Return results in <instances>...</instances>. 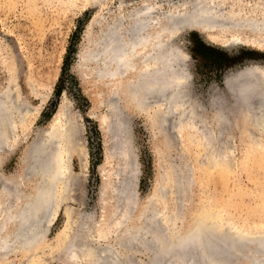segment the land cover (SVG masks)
<instances>
[{"label":"rangeland","instance_id":"374dc122","mask_svg":"<svg viewBox=\"0 0 264 264\" xmlns=\"http://www.w3.org/2000/svg\"><path fill=\"white\" fill-rule=\"evenodd\" d=\"M189 1L0 0V99L6 104L8 114L6 119L0 120V186L19 183L23 194L35 191L34 182L39 184L41 180L32 168L28 169L30 150L42 137L41 133L48 136L58 125L55 114L63 97L80 128L79 153L69 160V170L65 168L71 177L69 186L60 183L62 175L59 170L56 178L48 176L49 180L57 179L55 182L59 184L51 201L53 204H49L51 213L45 237L32 249L17 248L0 256V264H102L103 259L96 262L94 258L83 257V251L93 252L92 256L97 253L99 256L101 252L103 256V251L117 240L114 227L121 217L119 213L123 202L119 192L112 190L114 186H119L118 182L125 175H116L109 182L102 181L99 169L102 167L108 171L111 167H120L123 157L124 167L127 168L126 163H131L129 153L133 155L135 169L132 170L129 165L127 169L131 170L127 173L133 171L130 182L136 193L128 227L135 232L142 224L138 223L141 214L149 215L151 209L158 210L159 217L156 219L164 217L160 219L163 224L158 219L157 223H152L165 226V233L151 230V234L144 237L145 241L130 237V242L127 240L128 249H124L129 256L132 254L129 261L149 264L154 257H167L160 251L153 257L154 252L147 250L149 245L160 246L163 234L178 237L179 233L183 236L196 232L202 236V241L197 240L200 245L194 241L190 247H197L200 260L197 264H201L209 257L215 259V255H219L211 250L216 247L210 246L212 242L222 241L225 246L228 245L226 233L253 236L264 232V117L258 126L249 122L247 112L238 106L227 83L248 68L260 67L264 70V49L242 45L227 47L213 43L214 37L210 34L186 28L178 37L184 52H181V65L184 64L189 75L185 88L191 105L203 117H196L195 124L187 119L186 112H182L187 119L182 124L180 110L191 107L187 108L188 104L178 105L179 111L167 119L173 121L171 134L166 133L169 129L168 122H165L164 127L168 131L164 135V131H158L155 122L157 109L151 108L149 112L140 110L120 89L119 106L122 108L119 107V110L125 118L126 130L117 129L115 132L110 126L103 132L101 130L100 125H106L111 117L113 108L110 107L109 97L118 84L109 85L108 79L102 78L104 73L94 78L91 71L93 63L89 65L91 67L80 64L88 39L100 33L113 17L124 16L132 8L151 2L157 4L159 10H167L173 3L180 9L185 8ZM261 79V89L264 90V79ZM129 88L131 86L127 91ZM15 102L18 103V110L13 107ZM221 102L230 122L225 125L218 155L217 135L212 138L204 134L203 124L197 120L204 118L208 121L204 128L215 132L216 126L209 121ZM254 115L260 117L257 113ZM113 132L118 134V140H115ZM126 139L130 145H126ZM122 143L126 146L122 147ZM113 152L118 153L114 156ZM109 155L111 159L114 156L110 163L111 159H107ZM116 213L118 215L114 216ZM171 214L175 223L173 231L166 225L170 223ZM205 227H208L210 235H215L214 240L208 233L205 239V234H202ZM248 245L255 247V244ZM79 256L83 258L78 259ZM177 263L182 264L181 261ZM251 263L250 255L238 254L230 261V264Z\"/></svg>","mask_w":264,"mask_h":264},{"label":"bare ground","instance_id":"6f19581e","mask_svg":"<svg viewBox=\"0 0 264 264\" xmlns=\"http://www.w3.org/2000/svg\"><path fill=\"white\" fill-rule=\"evenodd\" d=\"M186 5L187 6H184L185 8L179 9V5L173 3L167 10H159L157 4L151 2L146 3V5L130 9L129 12H127L124 16L119 15L116 16V18L113 17L111 22L105 25L100 33L93 35L90 39H88V45L80 56V64L83 63V66L88 67L93 63L92 67L94 68H91V71L93 72L92 74L94 75V78L95 76L97 78L101 73L104 72V77L102 78H107L109 85L113 87V85L118 84L115 90L113 88L112 95L109 97V104L110 107L113 108V111L110 110V112L112 111V114L109 120L107 119L106 125H100L102 132L105 131L107 126H110L109 128L115 132L117 129H120L121 131L126 130L124 123L125 118L122 116L121 110H119L120 97L118 94L120 89L126 92L129 100L136 107L140 108V110L149 112V109L151 108L157 109V116L156 114L154 115V117L156 116L155 122L158 125V131H164V133L162 132L164 135L165 131H168V129L169 131L166 133L171 134L170 130L173 128V121L167 119H170L168 118L169 116L174 117L176 111H179L178 105L181 107V105L185 106L188 104L187 108L191 107L189 109L184 107V110L181 109L182 111L180 110V112H186L188 116L187 119H191V121H194L195 124L196 117H203L201 114H199L200 112H196L197 110H195L194 105H191L190 100L188 99L189 93L185 88V81L188 80L189 75L188 72H186V68L181 65L182 62L180 60L183 59L182 53L184 52L181 51V40L178 38L180 37V32H183L184 29H199L201 32L213 36V43L225 45L227 47L242 45L254 47L259 50L264 49L263 1L259 0L255 2H246L244 0H190ZM127 73L128 77L126 79L125 76ZM237 74L232 77L230 81H228V79L227 83H229L231 92L238 101V106L244 108L247 112L246 116L248 117V121L251 123H257L258 126L264 117L262 115L264 112V90L261 89V78L264 79V70L260 67H251L246 71L239 73V75ZM118 81L119 83H117ZM128 86H131V89L129 88L127 91ZM263 86L262 88H264ZM17 104L18 103L15 102L13 106L15 107V110L19 109V106H16ZM5 106L6 104L2 99H0V120L3 118L6 119L5 117L8 115ZM224 106L225 105L223 102H221L216 112L212 114L209 121V124L213 123L216 126L215 132H213L211 129L207 130L209 128H204L207 127V120L204 118H198L197 120V122H201L203 124L204 134L211 137L217 135L218 155L221 152L220 147L223 143V132L225 131V125L229 121L227 120L229 117L226 119L227 112L225 111L226 109ZM254 113H257L260 117L254 115ZM180 114H178V116ZM74 116L75 114L71 112L65 98L63 97L55 114V117L58 118V125L54 127V130L52 129V132L47 134L48 136H44L45 134L41 133L42 137L36 140L34 146L31 143L33 147L30 150L31 162L30 165L28 162V165L30 166L28 169L30 170L32 168L34 174L38 175L41 180H39V184L34 182L33 190L35 191L32 190L33 193L31 192L27 195L23 194L19 183H7L0 186V256L4 254L6 255L10 251L17 248L20 250L32 249V247L40 239L45 237L47 223L49 221L48 216L51 213L49 208H51V205L53 204L51 201L54 200L56 185L58 183L55 182L57 179L52 181V179H48V176H51V178H56V172L59 170L62 175L60 183H63V185H68L71 178L70 175L66 173V169L70 168L68 167L69 160L74 155L79 153L78 146L80 145V128ZM182 117L183 119L180 120L181 123L184 121L187 122L184 114L181 116V118ZM108 122H110L109 125ZM165 122H168V129L166 126L164 127ZM55 125L56 124H54V126ZM115 132H113L112 135L116 140L118 134ZM114 137H112V139ZM125 142L126 145H130L128 139H126ZM123 145L126 146L122 143V147ZM115 153L114 156H116ZM110 155L107 157L108 160L111 159L109 158ZM114 156L112 157L113 160ZM129 157L131 158V163L128 164L130 161L127 162L126 166L129 168L130 165L133 170L135 169V167L133 168L134 165L132 163L134 160L133 155L129 153ZM112 159L108 161V163H110ZM122 159V162H120L121 164L119 163L121 166L119 167V165H117L116 167H119L118 169L114 168L115 166L111 167L110 170L107 168L108 171L102 167L99 169L102 176V181L105 180L109 182V180H111L116 175H125L123 179L121 178V180L118 182L119 186H114L112 190L113 192L120 191V197L122 198L121 201L123 202V209L119 213L121 217L114 227V233L117 235V240L113 242V244H110L107 250L103 251L105 255L102 256V253L98 250L99 256L98 253L95 256H98L99 258H95L94 255L92 256L91 254L93 252L90 254L83 251V257H89V260L94 258L93 261L96 262H98L100 259H103L104 261L102 264H128L127 262H130L129 264H139L137 261L128 260L132 254L130 253L131 256H129L128 253L124 251V249H128L127 240L131 237L132 239H138L139 241H142L145 236L151 234V230L154 232H159V234L165 233V226L161 227L157 226L159 224L155 225L158 219H156V217H159L157 216L158 210L151 209L149 211V208V215L142 216L141 214V219L138 220V223L142 222V224L137 226L138 229L136 231L133 230L135 232L130 231L132 228L128 227V223L133 216L132 213L135 207L134 203L136 192L130 182L133 171L128 172L129 174L127 173V171H130L131 169L128 170L124 167V157ZM68 170L69 169H67V171ZM173 170L174 169H172V171ZM175 180L176 179H174V181ZM176 181H179V179ZM177 199L179 200V198ZM50 203L51 205L49 207ZM117 213L114 214V216L118 215ZM163 218L164 217L160 216L158 219L160 224H163L161 221ZM150 220H152L151 223L149 222ZM168 220L170 223L165 224L168 225L170 230H175V223L173 221L174 219L172 218V214ZM152 222L156 223L154 224ZM205 228V233H202L205 234L204 237L208 233V227ZM179 234L178 237L181 236H179ZM226 235H228V243L226 240L225 242L228 245L225 246V244L221 243L222 241H217V245H215L216 247H214V249H209H211L214 253H219V255L216 254L215 259L208 256L209 262L206 260V262L201 264H212L213 262H222L224 264L227 262L226 264H230V261L232 262L234 257L238 254L250 255L252 262L251 264H264V248L262 247L264 242H261V239H264V232L253 234V242L250 240L251 242L249 243L255 244V247H247L245 242H241L242 244L238 246L234 243L235 241L233 236H241L243 235L242 233H226ZM162 236L161 237L164 240H162V242L160 241V246L157 245L155 247H151L149 245L147 250L152 253L154 252L151 256H153L158 251L164 252L163 255L168 256H161L157 257L156 259L153 256L154 258H152V261H150L149 264H163L162 262H167L164 264H168L171 263V261L175 262V264H178V261H181L182 264H191L193 262L197 264V260L200 262L198 259L199 255L197 254L196 250L185 253L183 249H180L176 254L177 247L174 246V242H176V239L178 238L177 236L173 235L168 237V235H166V237L165 234ZM206 237L205 239H207ZM210 238L214 240L215 235L211 233ZM196 239L200 240V238ZM128 242L130 241L128 240ZM132 242L130 246L133 247L132 244L134 242ZM195 242L197 243L198 241ZM203 243L205 244V242ZM193 244L194 242L191 245L193 246ZM112 254L114 255L113 257L110 256ZM83 257L79 256L78 259ZM99 262H101V260Z\"/></svg>","mask_w":264,"mask_h":264},{"label":"water","instance_id":"95a60500","mask_svg":"<svg viewBox=\"0 0 264 264\" xmlns=\"http://www.w3.org/2000/svg\"><path fill=\"white\" fill-rule=\"evenodd\" d=\"M182 65H184V64H182ZM254 65V64H253ZM253 65H251V66H253ZM245 69V68H244ZM244 69H242V70H244ZM239 71H241V70H239ZM239 71H237V72H239ZM104 73V72H103ZM102 73V74H103ZM180 94V93H179ZM119 190H120V188H119ZM118 194H120V191H119V193ZM126 200V199H125ZM135 204V203H134ZM244 235V236H243ZM243 235H241V236H239V235H237V236H233V239H234V243L238 246V245H240V244H242L241 242H245V245L247 246V247H249V242H253V239H254V237H252V236H249V235H246V234H243ZM198 233H196V232H188L187 234H185V235H183V236H180V237H178L177 239H176V242H174V246H176L177 247V249H176V254L178 253V251L180 250V249H183V251H185V253L186 252H190L191 250H197V247H195V248H191L190 249V247H191V244L194 242V241H197V239L196 238H200V237H202V236H198ZM194 237H196V238H194ZM261 237V236H260ZM263 238H264V236H263ZM261 239V238H260ZM251 240V241H250ZM261 242H264V239H261ZM215 245H217V243H216V241L215 242H213V244L212 245H210L211 247H213V246H215ZM262 247L264 248V245L262 244ZM228 248V247H227ZM226 248V249H227ZM261 248V247H260ZM262 248V249H263ZM226 251V250H225ZM187 253V254H188ZM168 256V255H167ZM163 264L164 263H167V262H162ZM168 264H175V262H172L171 261V263H168ZM192 264V263H191ZM194 264V263H193Z\"/></svg>","mask_w":264,"mask_h":264}]
</instances>
